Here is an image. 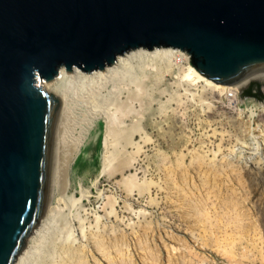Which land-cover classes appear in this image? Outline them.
<instances>
[{
	"label": "water",
	"instance_id": "1",
	"mask_svg": "<svg viewBox=\"0 0 264 264\" xmlns=\"http://www.w3.org/2000/svg\"><path fill=\"white\" fill-rule=\"evenodd\" d=\"M158 68L263 103L264 0H0V264H23L56 208L61 92Z\"/></svg>",
	"mask_w": 264,
	"mask_h": 264
},
{
	"label": "rangeland",
	"instance_id": "2",
	"mask_svg": "<svg viewBox=\"0 0 264 264\" xmlns=\"http://www.w3.org/2000/svg\"><path fill=\"white\" fill-rule=\"evenodd\" d=\"M126 78L108 83H74L63 90L74 112L69 111L66 134L69 139L80 140L83 146L70 178L74 199L61 204L57 200L59 210L38 236L24 264L60 263L65 257L59 244L71 233L80 240L79 246L92 251L87 240L81 238V228L95 233L99 217V226L107 227L108 235L125 236L126 264H264L262 103L251 107L257 109L251 116V108L221 106L198 89V98L183 96L184 103L179 104L173 97L162 107L160 101L178 91L172 83L173 76L145 87L152 101L145 98L148 95L144 86L137 95L133 73ZM86 95L91 100L88 98L87 104L79 102ZM202 99L211 101V106ZM120 106L127 113V124L146 108L144 126L153 142L144 144L131 172L123 173L135 175L142 184V194L135 190L128 196L118 188L121 174L110 180L102 173L104 119L121 110ZM81 117L84 125L77 120ZM138 140L139 136H135L134 141ZM153 146L167 156H153ZM127 151L135 148L128 145ZM158 157H167L168 162L163 164ZM109 197L116 199L111 216L104 211ZM142 228L149 229L146 237Z\"/></svg>",
	"mask_w": 264,
	"mask_h": 264
},
{
	"label": "bare ground",
	"instance_id": "3",
	"mask_svg": "<svg viewBox=\"0 0 264 264\" xmlns=\"http://www.w3.org/2000/svg\"><path fill=\"white\" fill-rule=\"evenodd\" d=\"M132 73L134 74V78L136 79V82H135L136 83V89H138L137 95H139V92L141 91L142 87L144 86V93L148 95V96H145V98H149L150 101H152L153 98L151 97L148 90L145 89V87L149 83L152 84L151 87L158 85L161 81L165 80L167 75L173 76L174 80L172 83H174L176 85V87L178 88V91L180 89V90H182V92L174 91L173 93H169V97H167L166 101H163V102L160 101V104L162 107H165V103L169 102L171 99H173V97H177V101L179 104L184 103V100L182 99L183 96H186V97L192 96L193 98H198V95H197L198 91L195 92V90L199 89V91H201V88L195 82V80L190 75H188L187 73H185L182 70L164 69V68L141 69V70H138V71H135ZM130 77H131V75H130ZM126 79L128 80V78H126ZM145 81H146V83H145ZM131 82H132V80H131ZM128 92L130 93L129 89H128ZM89 94H87V95L90 96ZM87 95H86L87 100L85 97H83L84 99L79 97L80 98L79 102L84 101V103L87 104L86 101H88L89 100L88 98L91 97V96L87 97ZM196 95H197V97H196ZM90 100H91V98H90ZM203 100L204 99H202V101ZM69 101L71 103V99L68 97V95H66V93H64L62 91L60 94V106L63 108V110L66 113V122H65V129H64L62 148H61V152H62L61 171H60V182H59V189H58V196H57V200L60 204L64 200L66 203V199L68 200V198L74 199V193L72 192L70 194V192H71L70 178H71V173H72V169H73V163H74L75 159L77 158V154L81 150V147H83V146H80L81 145L80 140L69 139L67 134H66L67 124H68L67 117L70 116V114H69L70 107H68ZM73 101H74V99H73ZM204 102L207 103L209 106H211V101L207 102L204 100ZM78 106H80V105H78ZM82 108H84V107L82 106ZM121 108L122 107L120 106L119 109H121ZM72 109L70 112H73ZM145 109L146 108L140 109L139 110L140 114H137L136 118H133L131 120V122L128 124L125 121V117H126L127 113L125 112V110L123 108L121 110H117L115 108V110L120 111V112L115 111L114 113H109L108 114L109 117L107 116L108 118L104 119L106 126H105V141H104L105 153L103 155L102 173L104 174L105 178L107 177L109 179L115 177L116 174H121V176H122L121 180H119L117 182L118 188H122L123 190H125L127 192L128 196H129V194H131L135 190H137L140 194H142L143 187H142V184L139 183L135 179V175H132L130 173L129 175L125 176L123 173L126 171L131 172L132 168L134 167L133 163L136 161V157L141 156V154L143 152L144 144H148L150 142L151 143L153 142L152 135L149 132H147V130L144 126L145 117L143 116V114L146 113ZM255 110H257V109L251 108V116L254 115ZM259 110L264 111V102L262 103V107L261 106L259 107ZM76 113H77L76 117H78V112H76ZM67 114H69V115H67ZM73 115H74V112H73ZM77 120L80 121L81 125H84V123H85L84 117H81ZM75 121H76V119H75ZM71 124H73V123H71ZM94 125H96V124H94ZM68 126H70V125H68ZM71 127H72V125H71ZM83 127L86 128L85 126H83ZM263 128H264V126H263ZM80 129H81V127H80ZM73 131L74 130H72V132ZM261 131L263 132V130H261ZM67 132H69V131H67ZM68 135H70V134H68ZM71 135H72V133H71ZM135 136H139L138 141H134ZM255 137H257V135ZM76 138H77V136H76ZM128 145L133 146L135 148V151L128 152L127 151ZM153 153H154L153 156H167L163 152V150L160 149L159 147H157V148L154 147ZM195 156H200V154L198 155V153H196ZM157 159L159 162H161L163 164L168 162L167 157H158ZM83 196L84 195H82V197ZM81 199L82 198L76 199V200L81 201ZM115 203H116V199L109 197V201L106 204V207L104 208V211L109 216H111L115 211V205H116ZM55 210H59V209L55 208ZM55 210H54V213L57 212V211L55 212ZM107 214H106V216H107ZM100 218L101 217H99L97 219V223H95V224H97L95 227L98 230L95 233L85 232L86 228L85 227L83 228V226L81 228V230H82L81 238L87 240V243H89V245L92 247V251L85 248V245L83 246L84 248L82 246H79L80 244L78 245V243L80 240H77L78 237H76L74 233L68 234L69 238L66 239V241L63 240L62 242H60L61 244H59V246H60L59 248L62 250L65 258L61 255L62 256L61 258H64V260L62 259V261L58 264H104V262H103L104 260H105V262L107 261L108 264H126V262L124 260V256H123V247L125 246V239H126L125 236L121 235V233H118L115 236L108 235L107 227L102 228L101 226H99V225H101L100 224L101 223ZM81 225H84V224L82 223ZM90 228H92V226ZM92 229H94V228H92ZM44 230H45V228H44ZM44 230H42V231H44ZM141 230L143 231V235L146 237V231H148L149 229L148 228H142ZM42 231H41V233H42ZM113 231H115V230H113ZM40 237H41V235H40ZM38 239L39 238H37V240ZM60 249H59V251H60ZM114 254H115V256H113ZM28 255H30V254L28 253ZM28 255H27V257H28ZM27 257H26V259H27ZM100 257H102V258H100ZM102 259H104V260H102ZM92 261H94V263H92ZM55 262H53V263H55ZM53 263H50V264H53Z\"/></svg>",
	"mask_w": 264,
	"mask_h": 264
}]
</instances>
